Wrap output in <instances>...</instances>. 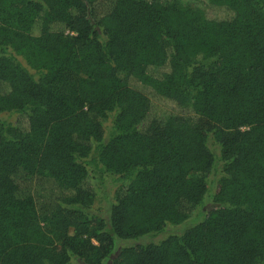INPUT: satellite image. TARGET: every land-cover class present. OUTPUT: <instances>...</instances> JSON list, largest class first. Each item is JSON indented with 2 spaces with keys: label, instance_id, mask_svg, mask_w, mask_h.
Here are the masks:
<instances>
[{
  "label": "trees",
  "instance_id": "16d2710c",
  "mask_svg": "<svg viewBox=\"0 0 264 264\" xmlns=\"http://www.w3.org/2000/svg\"><path fill=\"white\" fill-rule=\"evenodd\" d=\"M208 1L0 0V264H264V0Z\"/></svg>",
  "mask_w": 264,
  "mask_h": 264
},
{
  "label": "rangeland",
  "instance_id": "374dc122",
  "mask_svg": "<svg viewBox=\"0 0 264 264\" xmlns=\"http://www.w3.org/2000/svg\"><path fill=\"white\" fill-rule=\"evenodd\" d=\"M163 2L175 4L180 9H193L197 11L200 15H202L204 12H206L209 15L220 13L219 9L211 7L208 0H163ZM0 119L8 120L10 122L16 121L15 115L10 114V113L0 114ZM110 197H112V190L110 193ZM196 216H198V212H196L192 217H196ZM191 220H195V218H192ZM181 231H182V228L176 229V228L169 227L166 229V232L164 235H167L171 232L180 233ZM163 236H161L159 239L163 238Z\"/></svg>",
  "mask_w": 264,
  "mask_h": 264
}]
</instances>
